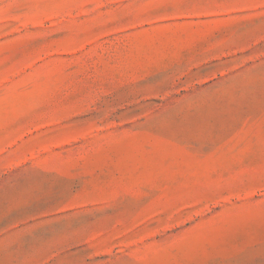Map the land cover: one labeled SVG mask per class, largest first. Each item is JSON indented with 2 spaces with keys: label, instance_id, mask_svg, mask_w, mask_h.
Here are the masks:
<instances>
[{
  "label": "rangeland",
  "instance_id": "rangeland-1",
  "mask_svg": "<svg viewBox=\"0 0 264 264\" xmlns=\"http://www.w3.org/2000/svg\"><path fill=\"white\" fill-rule=\"evenodd\" d=\"M0 264H264V0H0Z\"/></svg>",
  "mask_w": 264,
  "mask_h": 264
}]
</instances>
